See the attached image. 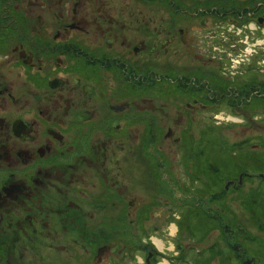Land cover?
<instances>
[{
	"label": "flooded vegetation",
	"instance_id": "af4514ba",
	"mask_svg": "<svg viewBox=\"0 0 264 264\" xmlns=\"http://www.w3.org/2000/svg\"><path fill=\"white\" fill-rule=\"evenodd\" d=\"M169 1L0 0V264H18L21 245L36 249L45 238L53 241L57 229L86 240L92 224L107 226L91 221L95 213L117 209V197L128 194L134 218L147 214L143 227L155 226L146 238L163 240L171 215L130 194L143 182L130 173L135 166L127 155L119 161L129 172L114 171L109 153L128 140L173 148L174 165L181 166L170 172L179 180L164 181L174 189L190 188L194 171L205 177L204 187L212 186L213 173L233 167L235 176L218 182L226 198L230 187L244 186L245 176L259 175L249 170L257 145L229 142L223 132L238 118L249 125L254 114H264V42L253 41L245 61L235 64L237 44L221 28L229 19L254 20L260 28V5L227 11L211 0L201 6L192 0L187 8ZM248 39L242 33L244 50ZM146 82L149 94L141 96ZM223 117L232 123L224 127ZM208 128L219 134V147L227 142L215 148L223 150L218 161L204 140ZM86 196L92 197L88 208L81 203ZM97 240L101 261L120 264L113 261L120 248L108 235ZM174 241L172 251L179 248ZM145 244L133 247L143 264H157L164 251ZM176 258L182 262L184 255Z\"/></svg>",
	"mask_w": 264,
	"mask_h": 264
},
{
	"label": "rangeland",
	"instance_id": "374dc122",
	"mask_svg": "<svg viewBox=\"0 0 264 264\" xmlns=\"http://www.w3.org/2000/svg\"><path fill=\"white\" fill-rule=\"evenodd\" d=\"M175 1H178L181 7L186 8L192 2V0ZM202 1L205 2V0H196L197 5L201 6ZM165 3L169 4L170 1L165 0ZM210 3L227 11L228 9L239 11L244 3L249 4V6L260 5V11L256 15H264V0H211ZM229 16V18H233L236 15L231 14ZM221 29L226 34L231 33L232 42L237 44L234 47L236 51L232 52L233 63L235 64H242L245 61L243 59L247 55L244 51L250 52L254 48L253 41L258 45L264 42V21L260 28H257V23L254 20L245 25H237L235 21L229 19V22L224 23ZM242 33L249 35L248 42L250 46L248 45L245 50L244 46L246 44L241 40ZM257 34L262 39H250L252 35L257 37ZM236 39L237 42H235ZM243 39L245 40V38ZM156 87L159 88L158 90H162V81ZM149 89L150 87L146 82L139 89L140 95H148ZM212 109L210 107L207 111L210 113ZM207 116L205 120L209 124L211 122ZM223 118L221 124L224 127L232 123L226 120L225 117ZM234 121L235 127L232 131L224 129L223 133H225L226 139L229 142L238 140L241 145H250L251 143L257 145L254 148L251 147L255 151L253 157L257 156L255 158L257 160L254 162V166H250L249 170H253L262 176H245L243 179V181L245 180L244 186L237 189L230 187L226 198L222 194L221 184L219 185L218 182L220 177H234L236 170L233 167L224 169L221 171V175L218 173L217 176H214L213 173L212 186L204 187L203 180H205V177L194 171L190 179H194L195 183L190 188L174 189V186H166L167 182H173L174 172H170V168L173 167L174 169L176 167L174 165L176 161L170 153L173 148L167 147L166 141L159 143L146 142L142 146L135 143V141L128 140L129 143L125 142L122 148H112L113 151L111 150V153H109L114 161V171L129 172L124 164V168L118 169V165L123 166L122 160L119 161L120 156L122 154L127 155L132 166H135L134 171L130 173L132 176L135 175L138 181L143 182L140 185L141 189L132 190L130 194L143 204L147 205L148 202L147 209L150 208L154 212L171 215V221L166 224V229H162L163 240L161 238L158 240L151 238L150 241L149 238H146L155 226L143 227L142 218L145 216L147 218V214L145 216L140 214L139 219H137V216L134 218L133 206L128 205L126 201L132 198L128 194L117 197V209L109 207L106 210L102 209L100 211L101 215L98 212L95 213V219L91 221L97 222L98 219H101L100 222L106 221L107 226L100 225L99 228H95L97 225L92 224V227L90 226L91 228L88 227L87 229L88 238L86 240H81L76 233H66L60 229L56 230L57 233L53 241L49 238L46 239L45 234L38 232L40 237L45 238V240H41V245L37 246L36 249L21 245L19 252L16 254L18 264H88V262L90 264H111V262L105 260L104 262L101 261V257H98L100 255H98L97 249L100 247L97 238L99 239L101 233L108 235V238L114 243L115 250L120 248V252L115 251L116 253L113 255V261L120 264H143V253L134 249L135 245L139 243H146L145 245H149L148 247L151 245L159 251H164L166 257L162 256L157 264L164 261L170 264L168 257L172 258L173 264H250L252 260L253 263L251 264H264V114L262 112L254 114L249 125L240 121V118ZM146 131L150 132V130H144L147 138L149 134ZM213 131L215 130H209L208 128L204 140L207 142V149H210L211 158L218 161L223 158L221 152L223 150L218 151L215 149L218 146L217 137L219 134ZM226 143L221 147H225ZM180 166L181 164L177 166L178 169ZM158 172L162 175V179ZM166 174L169 175L168 178H165ZM176 176L174 179L179 180ZM89 199L92 200V197L86 196L81 201L86 208H88ZM152 217L155 216L152 215ZM133 219H136L135 223L132 221ZM153 219H149L148 222H153ZM91 221L89 220L88 223L90 224ZM132 223H134V226ZM134 229H136L135 233ZM160 233L161 230H157V234L160 235ZM71 236H75V242L71 240ZM175 238L176 241H179V248H175L173 252L171 242ZM48 242L54 244L51 246L48 245ZM158 244L160 245L158 246ZM231 244L239 250H232ZM183 255L182 262L176 258V256L183 257ZM0 257H4L3 254Z\"/></svg>",
	"mask_w": 264,
	"mask_h": 264
},
{
	"label": "bare ground",
	"instance_id": "6f19581e",
	"mask_svg": "<svg viewBox=\"0 0 264 264\" xmlns=\"http://www.w3.org/2000/svg\"><path fill=\"white\" fill-rule=\"evenodd\" d=\"M160 244H158V246H159ZM167 262V261H166ZM165 261L164 262H161V264H167ZM251 263H253V260L251 261ZM250 263V264H251Z\"/></svg>",
	"mask_w": 264,
	"mask_h": 264
},
{
	"label": "water",
	"instance_id": "95a60500",
	"mask_svg": "<svg viewBox=\"0 0 264 264\" xmlns=\"http://www.w3.org/2000/svg\"><path fill=\"white\" fill-rule=\"evenodd\" d=\"M100 251H101V248H98L97 249L98 255L101 253Z\"/></svg>",
	"mask_w": 264,
	"mask_h": 264
},
{
	"label": "trees",
	"instance_id": "16d2710c",
	"mask_svg": "<svg viewBox=\"0 0 264 264\" xmlns=\"http://www.w3.org/2000/svg\"><path fill=\"white\" fill-rule=\"evenodd\" d=\"M254 215V214H253Z\"/></svg>",
	"mask_w": 264,
	"mask_h": 264
}]
</instances>
